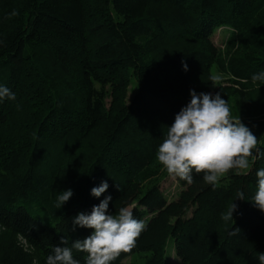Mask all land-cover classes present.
I'll list each match as a JSON object with an SVG mask.
<instances>
[{"label": "trees", "instance_id": "obj_1", "mask_svg": "<svg viewBox=\"0 0 264 264\" xmlns=\"http://www.w3.org/2000/svg\"><path fill=\"white\" fill-rule=\"evenodd\" d=\"M216 29L228 30L223 52ZM262 71L264 0H0V86L16 97L0 100V264H45L62 236L83 240L92 230H73V218L106 196L110 213L127 206L146 224L113 264H259L264 212L249 198L264 156L215 190L202 175L176 178L173 200L139 176L190 90L219 92L264 153V84L251 80ZM73 257L85 264L86 253Z\"/></svg>", "mask_w": 264, "mask_h": 264}, {"label": "clouds", "instance_id": "obj_2", "mask_svg": "<svg viewBox=\"0 0 264 264\" xmlns=\"http://www.w3.org/2000/svg\"><path fill=\"white\" fill-rule=\"evenodd\" d=\"M184 70L187 64L182 62ZM213 85L215 78H212ZM253 82L264 84V71L252 75ZM190 101L175 114L174 122L167 127L162 142L157 146L155 159L169 176L194 183L193 174L202 175L205 185L215 190L227 173L247 175L252 165L264 153L260 151V140L246 127L239 117L232 116L228 102L220 93L190 90ZM15 100V94L7 87L0 86V100ZM256 189L249 200L254 207L264 212V168L258 169ZM107 181L91 188V195L101 196L108 188ZM73 195L71 189L59 192L54 208H60ZM236 198L245 199L242 191ZM111 196H106L94 205L90 214L78 213L72 220L75 226L91 229L83 240L71 242L61 237L63 246H54L47 256L45 264H80L73 257V250L86 253L85 264H113L121 254L130 252L141 233L146 229L143 220L133 216L130 207H121L115 214L108 211ZM235 205L222 214L225 221H233ZM234 229L230 234H235ZM259 264H264V252L256 256Z\"/></svg>", "mask_w": 264, "mask_h": 264}, {"label": "rangeland", "instance_id": "obj_3", "mask_svg": "<svg viewBox=\"0 0 264 264\" xmlns=\"http://www.w3.org/2000/svg\"><path fill=\"white\" fill-rule=\"evenodd\" d=\"M228 34L227 29H216L214 32L212 39L213 42L221 48L220 50L223 52L224 49V42ZM216 66H212V72L213 77L215 78L214 83L218 89H223L224 92L229 90L230 86H233L234 84L229 80V77L227 75L219 72ZM131 96V92H128L127 98ZM141 180V186H148L149 184L152 185L153 182L157 183L156 185L160 188L163 195L168 200L176 199L179 195L180 191L182 190V187L178 184L177 180L172 178L167 174L165 170H163L162 166L156 162L149 166L144 172H142L139 176ZM171 256V253L169 254ZM134 256L127 257L124 259L123 263H128L132 260Z\"/></svg>", "mask_w": 264, "mask_h": 264}]
</instances>
